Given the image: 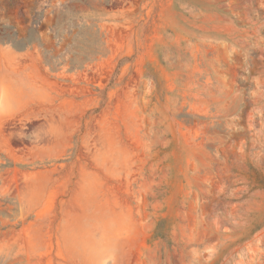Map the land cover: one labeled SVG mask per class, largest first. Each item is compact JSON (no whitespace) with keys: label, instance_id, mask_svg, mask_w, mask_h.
Returning a JSON list of instances; mask_svg holds the SVG:
<instances>
[{"label":"rangeland","instance_id":"rangeland-1","mask_svg":"<svg viewBox=\"0 0 264 264\" xmlns=\"http://www.w3.org/2000/svg\"><path fill=\"white\" fill-rule=\"evenodd\" d=\"M0 264H264V0H0Z\"/></svg>","mask_w":264,"mask_h":264}]
</instances>
